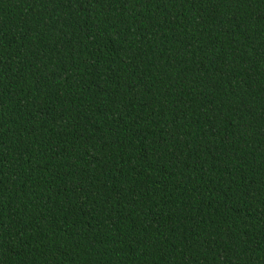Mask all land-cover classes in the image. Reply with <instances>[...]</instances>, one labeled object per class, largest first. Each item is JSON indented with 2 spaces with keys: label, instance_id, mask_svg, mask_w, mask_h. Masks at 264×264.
I'll use <instances>...</instances> for the list:
<instances>
[{
  "label": "trees",
  "instance_id": "1",
  "mask_svg": "<svg viewBox=\"0 0 264 264\" xmlns=\"http://www.w3.org/2000/svg\"><path fill=\"white\" fill-rule=\"evenodd\" d=\"M0 264H264V0H0Z\"/></svg>",
  "mask_w": 264,
  "mask_h": 264
}]
</instances>
